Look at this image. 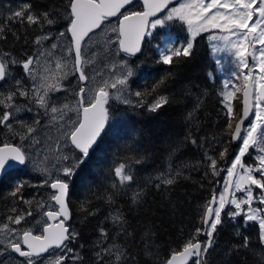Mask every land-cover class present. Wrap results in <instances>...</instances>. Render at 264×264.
Returning a JSON list of instances; mask_svg holds the SVG:
<instances>
[{
	"label": "snow or ice",
	"instance_id": "obj_1",
	"mask_svg": "<svg viewBox=\"0 0 264 264\" xmlns=\"http://www.w3.org/2000/svg\"><path fill=\"white\" fill-rule=\"evenodd\" d=\"M138 3L141 0H67L61 13L57 6L38 8L26 0L6 17V23L15 21L34 25L42 32L45 26L51 29L61 18L67 21V27L56 36L51 31L37 36L34 40L37 52L22 59L7 51L0 52V89L8 86L0 90V129L6 130L0 133L6 137L0 141V181L11 178L17 168L31 165L32 171L44 176L39 187L46 186L51 190L46 201L37 202V210L43 211L36 225L17 227L25 223L27 217L33 216L31 207L27 211L12 207L9 211L13 214L0 222V264H67L69 259L73 264H89L84 256L69 247L79 237V233L66 226L71 218L68 196L73 178L105 130L109 120L106 105L110 99L146 109L157 116L171 103L169 96L160 94L159 89L167 87L172 72L156 81L150 91L132 92L129 78L134 73L127 68L128 61L123 56L142 54L144 37L176 20L187 25L189 36L179 46L174 42L158 46L157 63L176 68L178 75L181 62L195 56L196 40L201 33L211 30L222 33L208 37L210 41L219 40L224 44V48L219 49L214 45L213 54L227 51L234 56L246 82L241 89L226 81L221 100L228 117L224 131L233 142L241 141V146L231 159L230 166L223 169L226 171L223 190L219 193L214 191L211 199L201 206L203 227H197L178 247H170L167 256L160 254V245L156 243L155 219L146 222L144 231L138 235L135 230H129L131 223L125 210L114 207L105 218L111 221L112 230L98 228L99 237L90 264H141V256L146 258L144 264H212L216 236L218 229L225 224V216L233 223L237 217H243L245 225L256 222L258 235L256 243L249 236H242L240 243L226 249L224 255L230 258L244 251L254 258V264H264V0H142L143 10H137ZM112 17H117L119 21L111 28L115 39L106 36L105 42L109 49L116 45L111 55L123 56L118 62L105 65L110 72L109 79H105L101 71L90 76L86 69L94 63L95 53H92L93 58L86 57L85 48L93 36L98 35L96 30L104 32L102 26L110 23ZM5 32L6 24L0 22V39L5 38ZM68 34L71 37L70 46L62 48L53 42L50 47H44L45 41H59ZM249 58L253 62L251 66ZM14 67L22 68L23 77L31 81L30 85L25 83V79L13 75ZM208 75L211 77L212 74ZM70 76L75 77L76 84L65 85L64 81ZM10 80L12 83L9 85ZM249 81L251 85L247 83ZM89 84L94 87H89ZM240 91L243 94V109L242 114H237L231 101ZM90 92L94 94L89 95ZM56 93L71 94L76 100L75 106L60 103ZM129 95L135 96L136 101L129 99ZM147 96H152L150 102L145 99ZM19 98H23L25 103L20 104ZM34 110L36 117L31 122L18 118L19 113ZM72 111L77 113L78 118L65 119ZM250 115L253 119L249 120ZM42 116L47 117L44 125L41 124ZM192 116L193 113L189 112L187 118ZM245 120H248L247 126ZM50 125L57 129L59 135L42 140L41 129ZM7 137H19L20 143L14 144ZM184 139L193 145L198 143L190 136ZM37 147L40 152L35 150ZM178 148L179 145L173 151ZM222 148L218 158L205 152L213 175H219L221 171L218 159L225 160L228 154V148L223 145ZM250 149L257 151L255 160L258 163L248 165L244 162L243 158ZM41 153L43 159L37 160ZM52 160L55 161L52 164L55 172L48 166ZM134 162L141 164L143 158L137 157ZM112 171L116 180L111 188L117 191L109 192L104 198L110 206L116 204V195L126 194L120 189L134 182L126 162L117 164ZM181 176L183 172L179 169L160 173L153 187L157 191L165 190V200L159 207L152 208L146 199L147 192L139 188L129 198L128 211L135 210L153 218L159 212L174 215L178 201L168 196ZM26 186L32 185L28 181L17 180L9 195L31 206L34 201L24 199L22 195ZM257 189L258 192L255 191ZM229 207L233 210L226 212ZM84 210L88 215H94L92 211ZM200 235L206 239H198ZM237 235H240L239 230ZM243 264H248L247 260Z\"/></svg>",
	"mask_w": 264,
	"mask_h": 264
},
{
	"label": "trees",
	"instance_id": "obj_2",
	"mask_svg": "<svg viewBox=\"0 0 264 264\" xmlns=\"http://www.w3.org/2000/svg\"><path fill=\"white\" fill-rule=\"evenodd\" d=\"M26 0H0V22L6 24L5 38L0 39V52L7 51L17 59L27 55L35 54L38 46L34 44L37 36L43 32L51 31L54 35L67 27L65 19H58V23L49 29L36 26H28L13 21L6 23V17L11 15ZM38 7L44 5L57 6L63 13V6L67 0H30ZM177 37V42L184 43L187 34L183 25L172 28ZM15 33V35H14ZM164 34V32L162 33ZM18 37V38H17ZM161 33L155 31L147 38L139 58V65L135 67L133 78L129 81L131 91L151 90L156 81L172 72L167 87L159 89L160 94L169 96L171 103L157 116L147 112L146 109L128 106H115L110 102L108 107L109 125L95 148L90 152L85 163L80 166L73 184L69 191V208L71 212V227L79 233V237L72 241L71 245L77 253L90 260L94 255V245L99 237V227H107L112 230L111 221L106 220L109 212L114 207L125 210L131 223V230L139 235L144 231L146 222L155 219L157 238L156 243L160 245V254L167 256L170 247H178L186 238L195 232L197 227H203L201 222L202 205L211 199L213 192H220L226 169L234 158L237 147L231 142V137L224 131L228 117L227 109L223 107L222 76L217 74L216 62L214 61L207 36L203 33L196 40V54L193 58L184 60L179 65V74L176 68L157 63L159 53L158 46H162ZM46 45V44H45ZM15 76L23 77L20 67H15ZM137 75L135 76V74ZM211 73V77H209ZM5 87L2 90H5ZM1 90V89H0ZM136 97L132 96L133 102ZM151 101L152 96L145 98ZM20 104L25 101L19 99ZM197 105H199L197 107ZM189 112L193 113L191 119L187 118ZM234 112L240 113V103L235 101ZM123 118L114 121L111 118L115 115ZM30 114L27 113V118ZM6 130L0 129V133ZM190 136L196 139V145L191 144L184 138ZM6 137L0 135V141ZM17 143L19 137L11 139ZM179 145L178 150L173 151ZM222 145L228 148L225 160L218 159L219 175H213L208 168V155L218 158L219 152L223 150ZM255 152L250 149L244 162L248 165L255 163L253 157ZM137 157H142L143 162L136 164ZM126 162L134 176V182L126 188L120 189L121 193L115 197L116 204L110 206L105 201L109 192H116L111 185L116 180L113 175L114 167ZM170 169H179L183 172L177 183L172 186L168 198L178 201L175 214L159 212L156 217H149L133 210L128 211L129 198L133 191L144 188L147 192L149 206L157 208L165 200L164 189L157 191L153 184L160 173H167ZM207 173V174H206ZM32 175L19 176L13 172L11 178L0 181V219L5 220L12 207L19 211L25 206L21 201L9 195L10 190L17 180L31 182ZM28 186L23 189V197L30 200L29 194L25 192ZM27 205L24 211H27ZM88 209L94 215H88ZM225 224L218 229L216 236L217 246L211 259L212 264H254V258L241 251L239 255L226 257L224 251L234 244H239L242 236H249L253 243H256L258 235V224L249 222L244 224L243 217H237L235 223L224 217ZM239 230L240 235H237ZM200 240L206 237L200 235ZM83 245V247H80ZM145 257H140L141 264H144Z\"/></svg>",
	"mask_w": 264,
	"mask_h": 264
},
{
	"label": "rangeland",
	"instance_id": "obj_3",
	"mask_svg": "<svg viewBox=\"0 0 264 264\" xmlns=\"http://www.w3.org/2000/svg\"><path fill=\"white\" fill-rule=\"evenodd\" d=\"M116 25H117L116 22L106 23L103 26L104 32H101V31L97 32L98 35L93 36L92 41L87 44V46L85 48V56L89 57V58H93L92 57V53H95L94 63L92 65H89L87 67V69H86V71L88 72V74L90 76L94 75L96 71H101L103 73V75H104V78L105 79H109L110 78V72H109V69L105 67V65H109L111 63L118 62L121 59V56H113V55L110 54L111 51L115 50L116 45H112L111 48L109 49L108 45L105 42V37L106 36L107 37H111L112 39H115V33L111 32V28L113 26H116ZM177 25H183L185 27V31H186V34H187V37H188L189 33L187 31V25L185 23L179 21V20L169 22L165 27H158L157 29L152 30V33H154L155 31H159L161 33V40H160V41H162V46L161 47H163L166 43H169V42H174L176 46H179L180 44H183L181 42H177V37H176L175 33L171 31L172 28L177 27ZM65 29L66 28H64L62 31H65ZM163 32H164V34H162ZM201 34H203V33H201ZM204 34L207 36V42H208L210 50H211V55H212L214 61L216 62V65H217V67H216L217 74L222 76V85H224V83L226 81H228V82H231V84H234L235 86L243 89V86H244V84L246 82L243 79V75H241V69L239 67H237V62H236L235 57L230 55L227 51H218V52L215 53V55L213 54V46L214 45H215L216 48L219 49V48H224V44H223L222 41H219V40L210 41L208 39V37L210 35H217V36L218 35H222V33H220L218 30H211L209 32H204ZM56 35H58V33L53 35V36H56ZM150 36H147V37L149 38ZM233 39H235V37H233ZM53 42L58 43L59 45H61L62 48H66V47L70 46V44H71V41H70V39H69V37L67 35L66 38H61L59 41H52V40L45 41L44 42V47L45 48L50 47L51 43H53ZM249 52L250 53L252 52L251 48H249ZM69 59H71V58H69ZM123 59L127 60L124 56H123ZM217 61H219V64H217ZM252 63L253 62L249 58L250 66L252 65ZM127 68H130L133 71V73H135V69L133 67H131V65L129 64V61L127 63ZM256 71H258V70H256ZM234 73L236 75H234ZM136 75H137V73L135 74V76ZM132 78H133V76L129 78V81ZM97 79H99V77H97ZM70 80H73V81H70ZM11 83H12V81L10 80L9 81V85ZM64 83H65V85H68V84L74 85V84H76V79L74 80V77L70 76L67 81H64ZM30 84H31V81H29V85ZM5 87H8V86L6 85V86H4V88ZM89 87H94V85L89 84ZM252 89H253V97H254V95H255L254 86H253ZM228 90H231V88H229ZM111 91L113 93H115V90H111ZM223 91H225L224 88H223ZM241 93H242V91L237 92L236 93V98H234L231 101V103L233 105V109H234L235 101L240 99ZM92 94H94V93H91V92L89 93V95H92ZM55 95L57 97H59V102L60 103H70L72 106H75V104H76V100L71 94L56 93ZM66 95H67V98L65 99ZM19 99L22 100V98H19ZM129 99L132 100V96L131 95H129ZM111 102H113V104L114 105L116 104L117 106L121 105V106H128V107H132L133 108V106H131L129 104H126V103H123L121 100H117L115 98H112ZM33 107L35 108V106H33ZM27 113L30 114L29 118H27ZM35 117H36L35 110L33 112H21V113L18 114V118L26 120L28 122H31L32 119L35 118ZM68 117H71L72 119H77L78 118L77 117V113L75 111L69 112L67 114V116L65 117V119H67ZM40 118H41V124L44 125L47 122V117H43L42 116ZM121 118H123V116L116 114L115 116H113L111 118V120L114 121L116 119H121ZM57 135H59V133L57 132V129L54 126H51V125L49 127H45L43 129H41V131H40V138L42 140H46L48 136L55 137ZM17 143H20V140ZM26 146H27V144H26ZM240 146H241V144H240ZM240 146H238V148L236 150V153H237V151H238ZM35 150L37 152H40V148L39 147H37ZM253 151L255 152L253 160L255 161V163H258V161L255 160V157L258 155V153L255 150H253ZM247 155L248 154H246L245 157ZM244 158H243V160H244ZM42 159H43V154L41 153V155L37 157V160H42ZM53 163H55L54 160H52V162L48 166L53 172H55V169L52 168V164ZM24 171H27L31 175H33L34 177H37L40 181L44 179V176L41 173L32 171V166L31 165H29L27 168H25ZM225 177H226V173L224 175L220 191L223 190V184H224ZM255 191L258 192L259 190L257 189ZM236 195L240 196L241 194L240 193H236ZM229 210H233V209L231 207H229V208L226 209V212L229 211Z\"/></svg>",
	"mask_w": 264,
	"mask_h": 264
},
{
	"label": "flooded vegetation",
	"instance_id": "obj_4",
	"mask_svg": "<svg viewBox=\"0 0 264 264\" xmlns=\"http://www.w3.org/2000/svg\"><path fill=\"white\" fill-rule=\"evenodd\" d=\"M137 10H143V8H142V6L140 4H137ZM110 21L111 22H116L117 24L119 22L118 21V18L115 19V20H110ZM142 50H143V47H142ZM121 56H123V54H121ZM140 56H141V54L138 57H127V56H124V57L129 61V64L131 65V67L135 68V67H137L139 65L138 63H139ZM14 69H15V67L13 68V75L16 74V72L14 71ZM74 80H75V77H74ZM70 81H73V80H70ZM68 85H70V84H68ZM240 97H241V95H240ZM239 100L240 99H238V101ZM111 101H112V99H110L108 105H106L107 108L109 107ZM239 103H240V101H239ZM115 106H116V104H115ZM237 148H238V146H237ZM24 169L25 168L20 167L18 169L19 171L16 170V172L19 173V176L31 175L29 172L24 171ZM33 178H35V179H30L31 182H29V184L32 185V186H28V190L25 191V192H27V194H29L30 200H33L34 201L33 204H32V206H29V207H31V209L33 211V216L27 217L26 222L23 223L21 226H17V227H32V226L36 225V221L41 219V213L43 211V210H39V211L37 210V202H39L41 200H45L46 201L47 200L48 193L51 191L46 186L39 187V185H40V183H41L42 180L40 181L37 177H34V176H33ZM24 199L28 200V198H26V197H24ZM21 203H23V202L21 201ZM23 204L25 206L23 207V209L21 211H24V208L27 206V204H25V203H23ZM33 205H36V207H33ZM29 207H28V209H29ZM3 221H0V222H3ZM70 221H71V218L66 222V226H68L70 230H73V228L71 227ZM71 243L69 244V247H72ZM67 264H73V261L71 259H69L67 261Z\"/></svg>",
	"mask_w": 264,
	"mask_h": 264
},
{
	"label": "water",
	"instance_id": "obj_5",
	"mask_svg": "<svg viewBox=\"0 0 264 264\" xmlns=\"http://www.w3.org/2000/svg\"><path fill=\"white\" fill-rule=\"evenodd\" d=\"M138 4H140L141 6H142V0H141V3H138ZM115 19H117V17H112V18H110V20H115ZM104 26V25H103ZM102 26V27H103ZM100 30H96V32H99ZM91 35V34H90ZM68 37H69V39H70V41H71V37H70V34H68ZM86 40H87V38H86ZM145 40H146V36L144 37V39H143V41L141 42V47H143V45H144V43H145ZM140 54H137L136 56H133V57H138ZM247 83H249L250 85H251V81H249V82H247ZM252 91H253V89H252ZM242 99H243V94L241 93V97H240V114H242V109H243V104H242ZM250 119H252V116L250 115V117H249V120ZM108 124H109V120H108V122H107V124H106V126H105V130H104V132L102 133V136L104 135V133H105V131H106V129H107V126H108ZM247 124H248V120H245V126H247ZM102 136H101V138H102ZM100 138V139H101ZM99 139V140H100ZM99 140H98V142H99ZM231 142H232V144L234 145V146H239L240 144H241V141H239V140H237V141H232L231 140ZM96 146V145H95ZM95 146H94V148H95ZM93 148V149H94ZM92 149V150H93ZM92 150H90V152L92 151ZM20 168V167H19ZM19 168H17V169H19ZM16 169V170H17ZM68 198H69V196H68ZM227 209V208H226ZM226 211V210H225Z\"/></svg>",
	"mask_w": 264,
	"mask_h": 264
},
{
	"label": "bare ground",
	"instance_id": "obj_6",
	"mask_svg": "<svg viewBox=\"0 0 264 264\" xmlns=\"http://www.w3.org/2000/svg\"><path fill=\"white\" fill-rule=\"evenodd\" d=\"M52 35H54V34L52 33ZM31 206H32V205H31ZM33 207H36V205H33ZM33 207H32V208H33ZM0 221H3V220H2V219H0Z\"/></svg>",
	"mask_w": 264,
	"mask_h": 264
}]
</instances>
